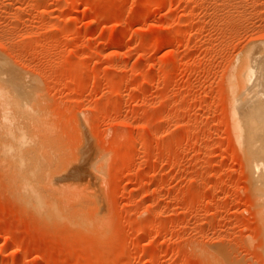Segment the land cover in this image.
<instances>
[{
    "label": "rangeland",
    "instance_id": "rangeland-1",
    "mask_svg": "<svg viewBox=\"0 0 264 264\" xmlns=\"http://www.w3.org/2000/svg\"><path fill=\"white\" fill-rule=\"evenodd\" d=\"M0 58L46 175L88 169L81 227L0 168V264H264V0H0Z\"/></svg>",
    "mask_w": 264,
    "mask_h": 264
},
{
    "label": "bare ground",
    "instance_id": "bare-ground-1",
    "mask_svg": "<svg viewBox=\"0 0 264 264\" xmlns=\"http://www.w3.org/2000/svg\"><path fill=\"white\" fill-rule=\"evenodd\" d=\"M2 64H4V63H3L2 59L0 58V65H2ZM0 74H3V73H0ZM251 74H253V72H251ZM3 76H4V74H3ZM261 83L263 85V82H261ZM4 87L5 86H2V84L0 85V109H1L0 124H1L2 129H3L2 130L1 126H0V129L2 130V132L0 134V136H1V139H0V168L4 169L3 171H5L7 173V175H5L7 178H5V179H7L9 181V184H11V186H12L11 188H13V191H14L13 193H15V196L19 200V192H20L21 197L26 202V204H28L30 207H32V209H34L35 211H37L40 214H44L47 217H54L56 220H66L69 223L71 222V224H73V222H74L75 225L78 224L81 227L85 226L87 222L85 221L86 219L84 218L83 214L79 215L78 211H75L73 213L71 212V213L67 214V213H65V210L62 208V207L66 208V206L65 205L62 206L61 203L65 201L64 204H66V202L74 201L73 198H74L75 194L73 195L68 190V188H72L71 187L72 184H70L73 180L72 177L77 178V180H80V183L76 182L77 185H79V184H81V181H85V179H87L86 174H87L88 169L87 168H85V169L84 168H77L76 170L75 169H68L60 177L58 176L59 177L58 180H60L61 183H64V184L69 183V184H67L68 188H63L64 186L61 187L62 184L55 183V181H57V179L50 178L49 176H47L46 175L47 173L45 172L46 171L45 168L36 159L35 155H37V154H35V150L32 147V144L35 141L31 142V141H33V139L30 140V138H29V140H28V138H27V134L29 132L26 133V131L31 130V129L28 130L29 125H31V124H29V125H27V124L31 122L30 118L32 117L33 114H30V116H31L30 118L28 115V119L30 122L29 121L26 122L24 117H25V115H27L29 113L27 110V105L24 104L26 102H24V103L21 101L17 102L15 100V98L9 92H7ZM29 93H30V91H29ZM251 101H250V103H251ZM254 101H253V103H257L256 101L255 102ZM253 103H251L253 105L252 107H254V105H255ZM240 105H242V107H243V104H240ZM240 105L237 109H235L236 110V112H235L236 128L238 129V132H239V138L241 141L240 144L243 145L244 151L246 150L245 152H247V153H245V154H246V157L249 158L248 160L251 163L250 165H252V169L254 172L253 174L256 176L255 178L259 181L258 190L260 192H262V194L264 195V150H263L264 148H262L260 144L255 143L256 138L253 136V134L251 132L252 130H250V129H247L246 131L249 130V134H252V136L254 137L253 140L255 142H254V146L252 145V143H248V142H250L249 140H251V138H250L251 135H249L250 139L248 138L249 139L248 140L246 138L247 136H246L245 126H244L247 124L246 123L244 124L243 117L241 115V114L245 115V113H241V111H240L241 109L239 110V108H241ZM256 105H258V104H256ZM247 107H249V106H247ZM252 111H255V109ZM33 116H35V115H33ZM37 116H38V114H37ZM248 116H249V113H248ZM32 118L34 119V117H32ZM35 119L38 120V117H35ZM254 120H256V119H254ZM20 122H22L23 124L27 123L25 126L27 130L25 128H24L25 130L23 129L24 125L21 126L22 123H20ZM32 122L34 123L35 120H32ZM246 122L250 124V122L248 120H246ZM252 123H253V119H252ZM256 124H257V122H256ZM255 127L257 129V126H255ZM30 128H31V126H30ZM253 128H254V126H253ZM253 140L251 142H253ZM34 145L35 144H33V146ZM255 145L256 146L258 145V147H256ZM5 169H7V171ZM71 170H73V172H71ZM87 183H88V180H87L85 186L88 185ZM88 188L89 187H87V189ZM44 189H47L49 195H47V194L45 195V193L43 191ZM78 195H79V193H78ZM263 195H261V196L263 197V201H264ZM76 198H77V195H76ZM262 206H264V205H262ZM262 209L264 210V208H262ZM77 218H78V220H77ZM216 261H218V259Z\"/></svg>",
    "mask_w": 264,
    "mask_h": 264
}]
</instances>
